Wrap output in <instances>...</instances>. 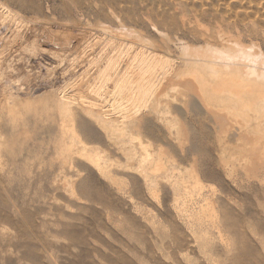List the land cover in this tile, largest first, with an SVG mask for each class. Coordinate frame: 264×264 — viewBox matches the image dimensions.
I'll use <instances>...</instances> for the list:
<instances>
[{
	"label": "rangeland",
	"instance_id": "374dc122",
	"mask_svg": "<svg viewBox=\"0 0 264 264\" xmlns=\"http://www.w3.org/2000/svg\"><path fill=\"white\" fill-rule=\"evenodd\" d=\"M151 1L0 0V6L6 5L12 14L5 18L6 23H0L4 24L0 25V76L3 77H0V135L7 138L6 146H0V264H264V218L258 206V203H263V197L259 191H229L221 182L220 175L212 171L209 130L200 119L191 121L189 126L194 129V150L199 156L201 172L216 180L224 196L220 202L223 225L232 240L227 253L219 242L205 248L196 243L187 225L178 219L172 191L151 195L143 191V186L140 188L141 179L138 177L126 178L127 190L116 191L92 168L83 164L80 169L84 170V175L77 181L75 191H69L62 182L57 183L62 176L73 178L74 173L66 169L62 174L58 163L53 160L56 142L53 130L34 125L26 117L24 122L13 123V116H8L7 110L13 107V103L25 97L31 96L32 99L48 94L51 86L52 90H59L63 85L60 88L63 90L67 85L68 94L76 92L71 91L74 89L70 83L75 82L76 85V80L81 78L78 72H82L83 66H89L84 62L90 60L79 58L75 61L78 64L81 59L78 67L74 65L77 67H74V76L72 69L68 71L65 68L77 60L73 48L80 44L81 36L90 33L91 38L104 35L103 38H107V34L99 30L98 23L110 29H118L123 23L135 28L151 40L156 49L160 48L158 51H163L160 33L171 39L178 37L192 45L202 44L200 39L203 37V40L219 44L216 39L218 28L232 35L238 33L245 43L258 41L262 44L260 28L264 26V10L255 9V2L259 0H215L216 3L214 0ZM241 1L242 5H238ZM211 3L215 5L212 7ZM256 11L258 17L254 16L256 20L252 21V13ZM9 19H13L11 23ZM195 20L206 30L198 27ZM64 70L67 73L64 74ZM54 76H59V79ZM147 195H151L150 198ZM251 229L256 230L260 240L251 235Z\"/></svg>",
	"mask_w": 264,
	"mask_h": 264
},
{
	"label": "bare ground",
	"instance_id": "6f19581e",
	"mask_svg": "<svg viewBox=\"0 0 264 264\" xmlns=\"http://www.w3.org/2000/svg\"><path fill=\"white\" fill-rule=\"evenodd\" d=\"M255 5V9L264 10V0L255 2ZM252 14L258 17L257 11ZM8 15L12 14L6 5L0 6V23L5 22ZM255 17L252 21L256 20ZM12 20L9 19L10 23ZM195 21L198 27H203ZM123 24H119L118 29H110L98 23L99 30L107 34L106 39L103 38L106 35L100 36L103 40L95 37L97 34L91 38L90 33L80 37V44L73 48L77 60L65 68L72 69L74 76V67L79 66L81 59L78 64L75 61L79 58L90 60L84 62L89 66H83V73L78 72V68L80 76L76 75L81 78H77L76 85L69 80L74 89L71 91L76 92L68 94L66 84L63 90H60L63 85L59 90L56 87L58 91L52 90L51 86L48 94L40 93L41 97L32 99L27 96V99L13 103L12 108L8 106V116H13V123L24 122L26 117L34 125L53 130L56 137L53 160L58 163L62 174L66 169L74 173L73 178L62 176L57 183L62 182L69 191H75L77 181L84 175V170L80 169L83 164L92 168L116 191L127 190L126 178L138 177L141 179L140 188L143 186V191L151 195L172 191L178 219L187 225L196 243L205 248L219 242L227 253L232 240L223 225L220 202L224 196L216 180L201 172L199 156L194 150V129L189 125L195 119L207 124L212 171L220 175L229 191H259L264 200V26L260 28L262 44L258 41L245 43L238 33H225L218 26L215 31L219 44L203 40V37L200 39L202 44L192 45L178 37L171 39L167 34L158 33L163 44V51H158L159 46L156 49L141 31ZM53 57L57 59L58 56ZM6 144L7 138L0 135V146ZM258 206L264 218V201ZM250 232L260 240L255 229Z\"/></svg>",
	"mask_w": 264,
	"mask_h": 264
}]
</instances>
